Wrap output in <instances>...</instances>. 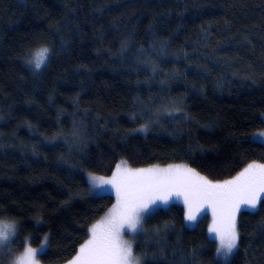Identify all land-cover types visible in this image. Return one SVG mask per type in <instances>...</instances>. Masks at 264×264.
Wrapping results in <instances>:
<instances>
[{
  "label": "trees",
  "instance_id": "obj_1",
  "mask_svg": "<svg viewBox=\"0 0 264 264\" xmlns=\"http://www.w3.org/2000/svg\"><path fill=\"white\" fill-rule=\"evenodd\" d=\"M261 130L264 0H0V220L17 226L16 254L45 237L40 264L77 254L115 203L89 194L90 174L123 160L223 182L264 163ZM208 220L188 228L179 203L159 209L135 253L142 264H264V206L239 214L227 262Z\"/></svg>",
  "mask_w": 264,
  "mask_h": 264
},
{
  "label": "snow or ice",
  "instance_id": "obj_2",
  "mask_svg": "<svg viewBox=\"0 0 264 264\" xmlns=\"http://www.w3.org/2000/svg\"><path fill=\"white\" fill-rule=\"evenodd\" d=\"M49 55L48 48H41L34 66L39 69L46 65ZM258 135L264 137V132ZM89 183L93 189L114 192L115 203L91 226L89 238L68 264H142L131 240L144 234V225L161 205L179 202L190 224L210 210L212 223L208 232L219 242L218 253L227 257L238 246L237 214L242 206L251 210L264 206V163H250L233 179L214 183L187 165L132 168L122 160L110 177L90 174ZM10 235L16 236L14 225L0 224V240ZM127 235L131 239H125ZM47 241L45 237L41 249L46 248ZM37 256L38 249L26 243L16 264H39Z\"/></svg>",
  "mask_w": 264,
  "mask_h": 264
},
{
  "label": "rangeland",
  "instance_id": "obj_3",
  "mask_svg": "<svg viewBox=\"0 0 264 264\" xmlns=\"http://www.w3.org/2000/svg\"><path fill=\"white\" fill-rule=\"evenodd\" d=\"M39 51H40V50H39ZM39 51H37V52H39ZM37 52H36V53H37ZM36 53H35V54H36ZM35 54H34V56H35ZM34 56H33V58H34ZM33 58H32V60H33ZM32 60H31V61H32ZM31 66H32V63H31ZM32 67H33V66H32ZM260 132H264V130H261V131H258V132H256V133H254L253 136H252V138H253V140H255V141H257V142H260V143H263V144H264V137H261V136L258 135ZM152 167L167 168V167H169V166H165V167H162V166H152ZM110 176H111V175H110ZM110 176H108V177H110ZM105 178H107V177H105ZM88 183H89V176H88ZM214 183H216V182H214ZM89 194H90L91 196H104V195H111V196H113V197L115 198L114 192L103 191V190H100V189H93V188L91 187L90 183H89ZM179 204L184 208V205H183L182 202H179ZM171 205H172V204L167 205V206H166V205H161L157 210H159V209H168ZM258 207H259V206H258ZM257 209H258V208H257ZM257 209H255V210H257ZM244 210H247V211H255V210L248 209L246 206H242V208H241V212L244 211ZM185 211H186V209L184 208V217H185ZM205 211H206L205 213H201V214H200V217L198 218V220H197V222H196L195 224H190L189 222H187V221L185 220V224H186V226H187L188 228H194V227L198 224L199 220H200L204 215H208V217H209V220H208V228H209V226H210L211 223H212V217H211L210 210H205ZM241 212H240V213H241ZM240 213L237 214V230H238V216H239ZM104 216H105V215H104ZM97 222H98V221H97ZM97 222H96V223H97ZM94 224H95V223H94ZM90 228H91V227H90ZM208 235H209V237H210L211 239H213V240H215V241L217 242L218 247H219V242H218V240L215 239V235H214V234H210L209 232H208ZM15 237H16V236H15ZM14 239H15V238H14ZM14 239H12L11 242H10V244H11V251H9V245L5 246L4 248H2V250H0V264H11L12 260H13L16 256L20 255V254L23 252V251H22L21 253L16 254V253H14V252L12 251V244H13V242H14ZM125 239H131V236H130V235L125 236ZM138 239H139V237H137V238L134 239V240H131V242L133 243V251H134V254H135V255H136V253H135V245L137 244ZM43 243H44V242H43ZM43 243H42V244H43ZM37 249H38V256H39L40 254H42V253H44V252L46 251L47 246H46V248H44V249H41V246L38 247ZM236 250H237V248L234 249L233 252H232L230 255H228L227 257L223 254V252H219L218 254H219V257H220V259H221L222 261L227 262V261H229V260L231 259V257L234 255V253L236 252ZM38 256H37V259H38ZM137 256H139V255H137ZM67 264H68V263H67Z\"/></svg>",
  "mask_w": 264,
  "mask_h": 264
},
{
  "label": "clouds",
  "instance_id": "obj_4",
  "mask_svg": "<svg viewBox=\"0 0 264 264\" xmlns=\"http://www.w3.org/2000/svg\"><path fill=\"white\" fill-rule=\"evenodd\" d=\"M37 53H38V52H37ZM37 53H36V54H37ZM36 54H35V56H36ZM35 56H34V58H33V60H32V61H33L32 66H33L34 70L38 71L40 68L38 69V68H36V67L34 66ZM0 224L14 225L15 229L17 230V226L15 225L14 222L0 220ZM14 238H15V235H10L8 239H6V240H0V248H4L5 246L9 245L10 242H11V240L14 239ZM18 256H19V255H18ZM18 256H16V257L12 260L11 264H16V260H17V257H18ZM39 264H40V262H39Z\"/></svg>",
  "mask_w": 264,
  "mask_h": 264
},
{
  "label": "bare ground",
  "instance_id": "obj_5",
  "mask_svg": "<svg viewBox=\"0 0 264 264\" xmlns=\"http://www.w3.org/2000/svg\"><path fill=\"white\" fill-rule=\"evenodd\" d=\"M28 241V240H27ZM28 243V242H27Z\"/></svg>",
  "mask_w": 264,
  "mask_h": 264
}]
</instances>
